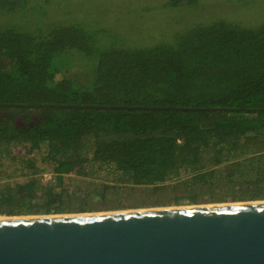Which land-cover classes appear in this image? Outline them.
<instances>
[{"label": "trees", "instance_id": "16d2710c", "mask_svg": "<svg viewBox=\"0 0 264 264\" xmlns=\"http://www.w3.org/2000/svg\"><path fill=\"white\" fill-rule=\"evenodd\" d=\"M166 4L195 8L198 0ZM27 5L0 0V14ZM258 24L215 21L177 33L170 43L111 49L79 25L38 35L0 32V160L18 159L31 172L23 183L0 184V216L117 211L123 206L107 199L157 192L190 204L204 197L205 203L263 201L264 112L232 111L264 110V19ZM69 53L85 60L84 79L58 78ZM36 152L52 164V184L37 178L40 170L28 158ZM93 164L112 170L113 186L71 179L66 186V177L88 178ZM94 199L105 206H94Z\"/></svg>", "mask_w": 264, "mask_h": 264}, {"label": "water", "instance_id": "95a60500", "mask_svg": "<svg viewBox=\"0 0 264 264\" xmlns=\"http://www.w3.org/2000/svg\"><path fill=\"white\" fill-rule=\"evenodd\" d=\"M28 106L45 109L82 107ZM0 264H264V200L1 217Z\"/></svg>", "mask_w": 264, "mask_h": 264}, {"label": "rangeland", "instance_id": "374dc122", "mask_svg": "<svg viewBox=\"0 0 264 264\" xmlns=\"http://www.w3.org/2000/svg\"><path fill=\"white\" fill-rule=\"evenodd\" d=\"M166 3L167 0H28L25 10L14 14H0V32L12 28L38 35L40 31L44 34L59 25H79L97 33V45L102 46V49L121 45L126 48H141L170 43L177 33L193 26H207L215 21H223L253 28L264 19V0H198L195 8H170ZM62 63L58 78L84 79L89 72L85 60L77 53L65 55ZM30 117L35 118L34 115ZM28 158L33 159L40 170L37 178L41 182L46 179L43 182L45 184H52V164L44 160V154L36 152ZM87 171L91 174L88 178L66 177V186L71 185L68 179L113 186L110 180L116 178V175L109 167L99 168L93 164L87 167ZM30 173V169H25L18 159L5 157L0 160V184L23 183ZM110 199H107L108 205L123 206L124 209L117 211L220 204L205 203L206 197L199 204H190L187 199L182 198L176 202L173 194L161 192L151 197L143 194L113 201ZM154 203L160 205L151 206ZM223 203L232 201L227 199ZM93 204L97 207L105 206L96 199Z\"/></svg>", "mask_w": 264, "mask_h": 264}, {"label": "bare ground", "instance_id": "6f19581e", "mask_svg": "<svg viewBox=\"0 0 264 264\" xmlns=\"http://www.w3.org/2000/svg\"><path fill=\"white\" fill-rule=\"evenodd\" d=\"M172 208V207H171ZM1 218V217H0Z\"/></svg>", "mask_w": 264, "mask_h": 264}, {"label": "built area", "instance_id": "2783aa9c", "mask_svg": "<svg viewBox=\"0 0 264 264\" xmlns=\"http://www.w3.org/2000/svg\"><path fill=\"white\" fill-rule=\"evenodd\" d=\"M45 181H46V179H45Z\"/></svg>", "mask_w": 264, "mask_h": 264}]
</instances>
